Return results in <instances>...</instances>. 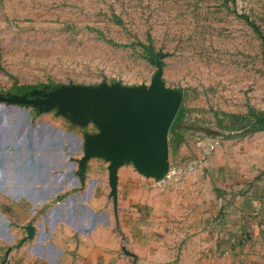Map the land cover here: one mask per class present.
Segmentation results:
<instances>
[{"label":"rangeland","instance_id":"obj_1","mask_svg":"<svg viewBox=\"0 0 264 264\" xmlns=\"http://www.w3.org/2000/svg\"><path fill=\"white\" fill-rule=\"evenodd\" d=\"M250 22L264 34V0H0V95L148 85L160 61L183 100L169 131V170L148 181L160 201L176 203L163 213L174 215L180 237L186 218L191 230L206 212L215 220L225 175L264 173V128L252 130L264 117V40ZM40 120L35 113L31 124ZM217 258L211 252L210 264Z\"/></svg>","mask_w":264,"mask_h":264},{"label":"crops","instance_id":"obj_2","mask_svg":"<svg viewBox=\"0 0 264 264\" xmlns=\"http://www.w3.org/2000/svg\"><path fill=\"white\" fill-rule=\"evenodd\" d=\"M50 112L0 105V264H210L211 252L219 264H264V173L225 175L212 224L207 212L196 230L186 218L174 237L183 231L163 210L176 203L130 163L115 207L109 163L93 157L81 170L79 125Z\"/></svg>","mask_w":264,"mask_h":264},{"label":"water","instance_id":"obj_3","mask_svg":"<svg viewBox=\"0 0 264 264\" xmlns=\"http://www.w3.org/2000/svg\"><path fill=\"white\" fill-rule=\"evenodd\" d=\"M183 93L163 80V66L150 84L125 85L104 82L97 86L63 85L38 97L0 95V105H31L40 112L57 109L82 127L90 123L98 132L85 133L79 167L85 169L93 157L109 163V184L115 207L118 203L119 169L132 163L147 178L160 180L167 174L169 131L182 104ZM28 238L34 226L27 225Z\"/></svg>","mask_w":264,"mask_h":264},{"label":"trees","instance_id":"obj_4","mask_svg":"<svg viewBox=\"0 0 264 264\" xmlns=\"http://www.w3.org/2000/svg\"><path fill=\"white\" fill-rule=\"evenodd\" d=\"M245 18L249 21V17L248 16H245ZM251 23V22H250ZM256 31L261 35V37L263 38L264 40V34L262 32V30L259 28V26L255 25L254 23H251ZM178 119H181V117H178ZM177 119V120H178ZM264 128V117L259 119L252 127V130H260V129H263Z\"/></svg>","mask_w":264,"mask_h":264},{"label":"flooded vegetation","instance_id":"obj_5","mask_svg":"<svg viewBox=\"0 0 264 264\" xmlns=\"http://www.w3.org/2000/svg\"><path fill=\"white\" fill-rule=\"evenodd\" d=\"M27 106H31V105H27ZM33 107V106H32Z\"/></svg>","mask_w":264,"mask_h":264},{"label":"bare ground","instance_id":"obj_6","mask_svg":"<svg viewBox=\"0 0 264 264\" xmlns=\"http://www.w3.org/2000/svg\"><path fill=\"white\" fill-rule=\"evenodd\" d=\"M83 156V155H82Z\"/></svg>","mask_w":264,"mask_h":264}]
</instances>
